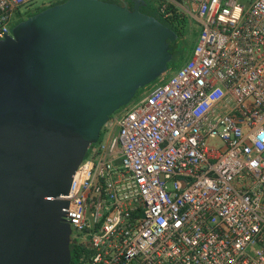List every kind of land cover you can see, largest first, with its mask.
<instances>
[{
    "label": "built area",
    "instance_id": "obj_1",
    "mask_svg": "<svg viewBox=\"0 0 264 264\" xmlns=\"http://www.w3.org/2000/svg\"><path fill=\"white\" fill-rule=\"evenodd\" d=\"M34 1L0 0V39ZM172 4L200 24L192 54L58 197L76 264H264V0Z\"/></svg>",
    "mask_w": 264,
    "mask_h": 264
},
{
    "label": "water",
    "instance_id": "obj_2",
    "mask_svg": "<svg viewBox=\"0 0 264 264\" xmlns=\"http://www.w3.org/2000/svg\"><path fill=\"white\" fill-rule=\"evenodd\" d=\"M106 0H65L0 39V264H71L73 174L111 115L168 69L177 34Z\"/></svg>",
    "mask_w": 264,
    "mask_h": 264
},
{
    "label": "rangeland",
    "instance_id": "obj_3",
    "mask_svg": "<svg viewBox=\"0 0 264 264\" xmlns=\"http://www.w3.org/2000/svg\"><path fill=\"white\" fill-rule=\"evenodd\" d=\"M57 0H35L34 2H32L30 5L23 7L21 10V13L23 14L22 16V20H25L29 17V15L37 10L42 9L43 7L49 6L52 2H55ZM118 3H123L125 0H115ZM131 1V0H129ZM160 2L163 3H172L173 0H159ZM191 27L193 29H191L189 32H187L186 36L184 37V39H182L180 41L181 44V50H182V54L179 56L178 60L175 62H169L168 63V69L166 70V72L161 75V76H168L170 75L173 71L177 70L178 68H180L183 63L190 57V55L192 54V51L195 47V44L197 42V38L200 32V24L193 18L188 17ZM14 26V25H13ZM161 76H159L157 79H155L154 81H152L150 84L146 85L145 87H141L136 94L134 95V97L132 98V100H139L142 96L143 93L150 88L153 84L158 83L160 81ZM126 106H122L120 107L118 110H116L111 116L112 119H116V117L121 113V111L125 108ZM119 130V126L115 120L113 126L110 129H107L106 126L103 127L102 131H101V135H100V139L99 140H106V138L109 137L110 134H114L117 133ZM120 160V159H119Z\"/></svg>",
    "mask_w": 264,
    "mask_h": 264
},
{
    "label": "trees",
    "instance_id": "obj_4",
    "mask_svg": "<svg viewBox=\"0 0 264 264\" xmlns=\"http://www.w3.org/2000/svg\"><path fill=\"white\" fill-rule=\"evenodd\" d=\"M63 1H65V0H57L55 2H52L49 6L55 5V4H57L59 2H63ZM106 1L117 2L115 0H106ZM140 1L145 3L144 5L143 4L140 5L141 6L140 9L142 12L156 17L160 22H162L164 25H166L167 27L172 29L177 34L176 40H174V41L168 40L169 46L174 44L175 42H179L182 39H184L187 32H189L191 29H193L191 27V24H190L188 17L186 15H184L182 13V11L179 8H177L174 4H172V3L167 4V11L170 12V15L165 16L160 10V7L163 4V2H160L159 0H140ZM131 2L134 3V0H131ZM49 6H46L40 10L34 11L29 16L34 15V14L40 12L41 10H43ZM20 21L21 20L16 21L14 25H16ZM181 54H182V50L180 47L179 56ZM111 118H112V116L110 117V119ZM70 248H71V254H72L71 264H76L75 263V257L77 254V247L71 242Z\"/></svg>",
    "mask_w": 264,
    "mask_h": 264
},
{
    "label": "flooded vegetation",
    "instance_id": "obj_5",
    "mask_svg": "<svg viewBox=\"0 0 264 264\" xmlns=\"http://www.w3.org/2000/svg\"><path fill=\"white\" fill-rule=\"evenodd\" d=\"M127 5L129 6V8L133 9L134 7V3H132L131 1L129 0H125ZM141 8V6L139 7V9ZM141 10V9H140ZM180 41L179 42H175L174 44L170 45L169 46V51L171 52L172 54V59L170 60L172 63L177 61L178 58H179V50H180ZM169 61V62H170ZM168 62V63H169Z\"/></svg>",
    "mask_w": 264,
    "mask_h": 264
},
{
    "label": "crops",
    "instance_id": "obj_6",
    "mask_svg": "<svg viewBox=\"0 0 264 264\" xmlns=\"http://www.w3.org/2000/svg\"><path fill=\"white\" fill-rule=\"evenodd\" d=\"M22 16H23V14L22 13H19V14H17V16H16V18H15V21L14 22H16V21H18V20H21L22 21ZM200 29H201V27H200ZM185 63V62H184ZM183 63V64H184Z\"/></svg>",
    "mask_w": 264,
    "mask_h": 264
}]
</instances>
